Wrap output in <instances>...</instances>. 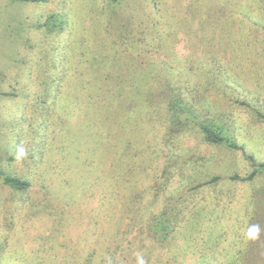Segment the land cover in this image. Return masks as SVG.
<instances>
[{
  "label": "rangeland",
  "instance_id": "obj_1",
  "mask_svg": "<svg viewBox=\"0 0 264 264\" xmlns=\"http://www.w3.org/2000/svg\"><path fill=\"white\" fill-rule=\"evenodd\" d=\"M19 1L0 0V166L27 178L29 189L13 190L0 178V264H93L87 259L93 251L101 254L96 264H103L110 258L102 252L100 232L113 227L118 239L108 251L133 262L139 257L136 239L145 241L153 232L143 221L149 227L165 208L179 214L167 239L146 240L161 251L162 264H264V171L242 179L255 170L245 153L264 162V0H183L197 1L195 37L189 27L174 30L166 20L152 21L174 14V1L161 0L147 9L148 36L140 40L138 34L131 48L118 43L114 53H106V28L112 26L104 19L103 0ZM51 12L76 16L77 22L73 18L75 23L46 43L38 24ZM128 50L131 61L118 60ZM94 52L104 67L98 73L116 75V81L141 74L149 61L173 66L170 74L157 72L143 87L175 84L185 97L202 103L206 115L211 107V118L223 123L242 149L208 144L195 130H169L173 125L158 107L161 95L153 109L139 105L112 124L82 125L83 116L64 105L76 98L68 95L75 89L73 79L92 75L88 60ZM4 71L13 75L6 78ZM24 71L30 74L18 76ZM108 83H95L97 91L111 92L114 85ZM44 87L65 99L43 97L47 111L18 100L22 90ZM11 89L19 90L18 96ZM79 168L87 169L83 178ZM43 171L49 172L47 179ZM206 209L212 210L204 214Z\"/></svg>",
  "mask_w": 264,
  "mask_h": 264
},
{
  "label": "trees",
  "instance_id": "obj_2",
  "mask_svg": "<svg viewBox=\"0 0 264 264\" xmlns=\"http://www.w3.org/2000/svg\"><path fill=\"white\" fill-rule=\"evenodd\" d=\"M20 1L19 3L25 4V2L30 0H20ZM173 1H174V6L172 4V10L174 11V14H171L170 12L166 17L164 15L152 16V21H156V23L159 24V21L166 20L167 24L170 25V28L173 27L174 30H176L180 25L183 27L184 26L189 27V30L193 33L192 36L195 37L197 31L194 30L196 29V27L193 28V25L195 24L198 17V13H197L198 5L195 6L197 1L188 2L186 4L183 3V0H173ZM167 2L168 1L166 0L164 3L167 4ZM160 3L161 0H103V4H104L103 14L104 16H106L104 19L109 23L108 25L112 26V29H109V27L106 28L108 35L110 36V43L106 44V47L108 48V51L106 53H111L112 51L114 53V47L118 43L126 44V46L129 48L134 47V43L137 42L135 38L138 37V34L140 35L139 36L140 40L145 35L148 36V33L145 32V29L149 24H147L145 21L148 17H151L150 14L151 12H148L147 9L151 4H154V6L157 7ZM179 13H181L182 16H179L178 15ZM73 18L77 22V17L73 16ZM73 18L69 19L68 17H65L61 12H51L46 16V18L42 22H40V24H38L40 37L42 38L43 36L46 39V43H48L52 38H56L57 36H59V34L63 33L68 23L70 22L75 23ZM208 19L209 18L206 17L204 20L199 19V21L205 22V20ZM134 29H136L137 33H133ZM160 35L161 34H158L157 36ZM160 37L162 44L166 46L168 41L167 40L165 41V38L163 36ZM128 40L133 41L132 43L130 42L131 45L127 43ZM34 45L35 44L33 43V47L37 46V43L35 46ZM96 54L97 52H94V57L88 60V62H90L88 68L89 70H91V72H93L92 75L88 72H84L79 74L76 78L73 79L71 87H75V89L69 91L68 95L76 96V98H70L68 100L67 103L70 106L64 105L65 108L70 107L72 111L76 110L79 116L81 115L83 116L84 121L82 125L85 126L88 124L92 126L93 121L96 120L104 121L102 125H104L105 123L112 124V122H115L118 119H120L118 118L119 116L125 117V114L127 115V113H129L128 112L129 110H133L139 105H146V107L153 109L157 96L161 95L163 96V98L160 106L158 107L162 112V117L164 118V120L169 121L173 125V126H168L169 130L171 129L173 130L177 129L181 131L195 130L208 144L224 145L231 150L242 149L241 145L238 144L234 138H232L230 135L224 132L223 123H220L215 118H211L212 116V110H210L211 107L209 106L206 107L209 109L208 115H206V112L203 109L199 108L201 107L202 103L195 102L194 100L185 97L183 91L180 88H178L175 84L170 83V84H166L165 87H162L161 84L162 82H160L157 84V86L155 87L151 86L149 89H145L143 87L145 83L151 81L150 78H153V76H155V78L157 77L156 75L157 72L159 73V75H161L163 72L170 74L173 70V66L165 64L162 61L157 63L153 61H149V64L145 66L146 68L141 69L142 70L141 74L138 73V75L135 76L133 74L132 75L130 74L127 77L126 76L120 77V80L116 81L118 79L116 75H113L111 73H106V74L98 73L101 72V69L104 67H99L102 61H98L99 58ZM107 58L108 56L106 57V59ZM131 59H132V55L129 50L126 52H121L118 56V60L131 61ZM112 60H113V56H110L109 61ZM196 60L197 59H193V61ZM15 62L17 63V61ZM80 64H83V62H81ZM53 65L58 66L55 58ZM31 67L33 66L31 65ZM85 67L86 66L81 65V68L83 70H85ZM4 74L6 78H10V76L13 75V71H4ZM29 74L30 71H24V72H20L18 76L25 77ZM23 79L24 80L26 79L27 81L31 82V80L27 78H23ZM100 80H102L104 83L109 81V83L114 85V87H112L113 89L110 90L111 92H103V90L102 92L97 91L99 87L95 85V83L99 82ZM22 83L23 81L20 84L24 87ZM163 85L165 84L163 83ZM160 87H162V89H160ZM43 89H45L46 92L45 94H42L41 92ZM47 90H49V88L47 87L41 88L40 91L38 89L28 92L22 90L20 92L22 96H20L18 100L23 103L26 102L36 103L37 104L36 111L39 110L47 111L50 105L47 104V100H45V98L43 97L47 95L48 96L52 95L53 96L52 99H54L55 101H59L60 99H65L64 95H61L59 99L58 96H54V94H52L53 92L51 90L49 91ZM10 91H12L13 96H18L17 92H19V90L11 89ZM86 92H88V94H86ZM55 95H58V93H55ZM99 99L102 100L99 101ZM82 100H84L85 103H83ZM39 103L42 106L39 107L38 106L40 105ZM97 110L98 112H96ZM150 111L154 112L153 110ZM26 114L29 115L28 109L26 111ZM127 117H131V115H128ZM115 139L116 138L114 137L112 139L113 141H111V147L113 148L115 146ZM70 144L73 145L76 144L75 148L78 150V152L80 151V146L77 141L72 140ZM52 147L53 145L51 144V148ZM47 149L49 148L47 147ZM69 154L73 158L81 159L78 154L72 151ZM245 156L246 159H248L251 162L252 166L255 167L254 168L255 170L249 176L242 177V179L250 180L253 178L256 172L264 171V162L257 161V159L252 154L245 153ZM72 163L73 162H69L67 166H69V168L71 167L75 173H79L78 170L73 168ZM90 165L93 168L96 167L97 169V165L96 166H93L92 164ZM79 169H81L80 177L83 178L82 176L87 174V169L84 168H79ZM99 172L101 171L99 170ZM42 173L43 175H46L45 179H47V177L49 176V172L43 171ZM238 177H239L238 175H235L233 178H238ZM0 178L2 179L4 185L9 186L13 190L25 192L28 191L29 189V181L27 178L18 177L9 172H4L1 169V166H0ZM215 178L216 177H214V179ZM51 179H54V175L51 177ZM89 179H91V177ZM61 184L63 185V183ZM135 193L138 195L137 190H135ZM139 195H141V190L139 192ZM76 198L78 197L76 196ZM207 208H211V207H207ZM83 209H84V205H82L80 211L84 212L85 209L84 210ZM211 210L212 209H206L204 211V214H206L207 211H211ZM140 213L141 214H139V216L143 217L146 214V211L141 210ZM177 214L178 213L170 215L168 210L165 208L162 210L161 213L153 215L155 223L150 220L148 223L150 226L148 227L147 222L144 220L142 226L143 227L146 226L148 229L151 228V230H153V232L150 233V237L153 238L152 240L161 241V242L165 241L167 239L168 230L173 227L175 222L178 220L177 218H179L176 216ZM108 218H112V216ZM254 223L255 222H252L251 224L254 225ZM115 230H116L115 227L110 229H101L100 232L101 235L99 234L100 235L99 243L103 245L101 247L102 252L103 254L106 253L107 256L111 259L105 261V263L103 264H141V261L143 262V264H162L161 262L164 260L162 258V255L159 254V252L161 251L155 252L156 249L152 245H149L147 243L146 240L151 239L148 236L145 237L146 242L143 241L142 239L143 236L138 237L136 239L137 242L136 251L139 257L138 258L135 257L133 259V262L126 260V257L122 258L121 256L120 258L115 254V252L111 253L110 251H108L110 247L115 246L116 239H118V235L115 233ZM91 243L92 245L98 248V245L96 243L92 241ZM96 253L98 252L93 251L89 253L87 258L89 260L93 259L92 260L93 264H96V260H98V258L101 256V254L96 255ZM79 263L81 264V262ZM84 264H90V263L86 262Z\"/></svg>",
  "mask_w": 264,
  "mask_h": 264
},
{
  "label": "clouds",
  "instance_id": "obj_3",
  "mask_svg": "<svg viewBox=\"0 0 264 264\" xmlns=\"http://www.w3.org/2000/svg\"><path fill=\"white\" fill-rule=\"evenodd\" d=\"M22 151V150H21ZM258 230V229H257ZM141 264H143V262L141 261Z\"/></svg>",
  "mask_w": 264,
  "mask_h": 264
}]
</instances>
